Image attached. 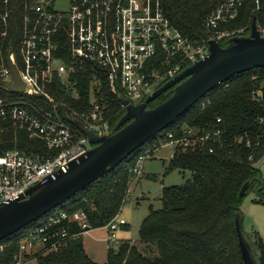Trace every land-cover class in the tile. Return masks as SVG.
I'll use <instances>...</instances> for the list:
<instances>
[{"label": "trees", "instance_id": "1", "mask_svg": "<svg viewBox=\"0 0 264 264\" xmlns=\"http://www.w3.org/2000/svg\"><path fill=\"white\" fill-rule=\"evenodd\" d=\"M37 1L0 0V22L8 24L6 28L13 40L22 30L25 17L33 14L32 8ZM225 1L161 0L163 11L173 26L193 42L208 41L225 30L244 29L242 35H249L254 16L257 23L264 25V0H241L234 18L220 22L217 28L209 27L208 17ZM229 39L221 40L220 45L227 47ZM96 77L90 70L74 79L78 81L75 86L58 83L52 94L74 109L87 110L90 107L89 89ZM95 89L97 93V86ZM260 90L264 92V67L238 74L218 85L165 128L167 131L160 137L158 133L150 138L114 170L57 207L69 214L85 212L90 229L104 228L118 218L125 205L130 185L136 177L133 169L137 158L146 149H154L155 144L169 139V134L181 138L188 128L200 135L210 133L212 137L215 132H220L216 140L177 146L167 171L189 170L192 177L183 184L163 187L162 205L158 209L150 207L140 226L139 242L126 239L118 245L109 244L105 263H98L89 256L83 236L69 239L57 251L45 253L39 249L23 258H35L37 264H245L236 214L240 213L243 219L241 205L249 193H255L256 202L261 203L264 198V178L256 166L264 157V123L261 122L264 99L256 97ZM77 92L79 100L74 97ZM173 92L174 88L164 92L149 103L148 108L162 103ZM100 94L108 104L113 133L127 112L120 101L123 92L112 90L108 81L102 78ZM14 148L28 154L48 151L44 141L32 139L24 130L9 124L0 131V154ZM248 182L249 187L240 196L242 187ZM57 208L42 217L59 215L60 211H54ZM36 221L0 240V264H17L21 244L35 230ZM71 227L72 233L79 231L76 223ZM243 231L258 263L264 264V238L257 230L252 234L244 228Z\"/></svg>", "mask_w": 264, "mask_h": 264}, {"label": "built area", "instance_id": "2", "mask_svg": "<svg viewBox=\"0 0 264 264\" xmlns=\"http://www.w3.org/2000/svg\"><path fill=\"white\" fill-rule=\"evenodd\" d=\"M55 1L38 0L14 40L8 24L0 22V131L11 124L48 147L47 152L28 154L14 148L0 154V204L27 198L29 188L56 179L73 162L87 157L92 146L89 136L72 120L98 136L112 133L108 104L100 94L102 78L112 90L123 92L128 100L123 108L139 105L186 66L204 59L209 40L220 42L244 32L225 30L208 41L193 42L173 26L161 0H69L67 10H57ZM240 3L226 0L208 17L207 25L217 28L220 22L234 18ZM257 27L264 36V25L257 23ZM12 64L25 84L23 91L8 87L16 81ZM90 70L97 77L89 89L87 110L74 109L52 94L58 83L75 86L78 81L74 79ZM74 97L81 99L78 92ZM256 97L263 100L264 92L258 91ZM219 133L212 137L188 128L181 138L169 134V139L137 158L133 172L141 177L145 161L162 147H171L172 158L179 144L216 140ZM73 223L79 228L76 233L71 232ZM125 224V219H116L104 227L109 244H115V230ZM90 230L85 212L50 215L22 242L17 264L25 254L39 249L45 253L57 251L69 239Z\"/></svg>", "mask_w": 264, "mask_h": 264}, {"label": "water", "instance_id": "3", "mask_svg": "<svg viewBox=\"0 0 264 264\" xmlns=\"http://www.w3.org/2000/svg\"><path fill=\"white\" fill-rule=\"evenodd\" d=\"M260 67H264V36L258 30L254 16L249 35L231 37L227 47H222L217 40H210L204 59L166 82L146 102L127 106V112L116 124L113 133L98 136L81 122L72 120L89 136L92 146L87 157H83L79 163L73 162L69 170L60 173L56 179L29 188L27 198L1 203L0 240L38 220L114 170L142 144L167 128L218 85ZM12 69L16 81L8 84V87L23 91L25 84L14 64ZM171 88H174V92L168 99L148 108L149 103ZM120 101L128 104L123 95H120ZM248 187L249 182L242 187L240 196ZM262 203L264 205V198ZM236 227L244 263L259 264L243 231L240 213L236 214Z\"/></svg>", "mask_w": 264, "mask_h": 264}, {"label": "rangeland", "instance_id": "4", "mask_svg": "<svg viewBox=\"0 0 264 264\" xmlns=\"http://www.w3.org/2000/svg\"><path fill=\"white\" fill-rule=\"evenodd\" d=\"M68 6L69 0L55 1V8L57 10H67ZM166 131V129L163 130L158 136L160 137ZM171 153L172 149L170 146L158 149L152 157L145 161L144 174L141 177H135L132 181L127 201L117 218V221L122 218L125 219L128 224L124 227L120 226L115 230V245L126 239L134 243L139 242L140 226L143 219L149 214L150 207L153 206L155 209H158L162 205L160 197L163 187L183 184L192 177V172L189 170L175 169L167 171ZM256 166L261 169L264 178V157ZM154 175L156 177H153ZM255 198L254 192L249 193L244 198L241 205L243 213L242 224L244 230L249 234L257 230L264 238V205L262 202L254 201ZM54 211L61 212L62 208H57ZM45 219L46 217L38 219L33 229H36ZM106 237L107 230L105 228L90 230L83 236L86 252L98 263H105L107 261L109 242L106 240ZM19 264H37V260L35 258H21Z\"/></svg>", "mask_w": 264, "mask_h": 264}, {"label": "crops", "instance_id": "5", "mask_svg": "<svg viewBox=\"0 0 264 264\" xmlns=\"http://www.w3.org/2000/svg\"><path fill=\"white\" fill-rule=\"evenodd\" d=\"M171 155V154H170ZM171 157V156H170ZM143 170H144V168H143ZM143 174H144V171H143ZM123 219V218H122ZM128 224V223H127ZM123 227H124V225H122ZM84 236V235H83ZM89 256H90V254H89ZM91 257V256H90Z\"/></svg>", "mask_w": 264, "mask_h": 264}]
</instances>
